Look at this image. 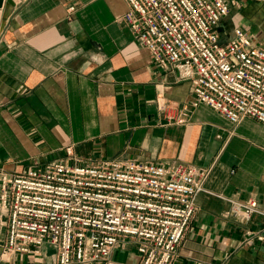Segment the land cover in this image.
Returning <instances> with one entry per match:
<instances>
[{
	"label": "crops",
	"instance_id": "crops-1",
	"mask_svg": "<svg viewBox=\"0 0 264 264\" xmlns=\"http://www.w3.org/2000/svg\"><path fill=\"white\" fill-rule=\"evenodd\" d=\"M0 30V171L19 172L68 157L211 166L197 213L172 264H264V216L242 222L225 212L231 199L264 190V122L233 124L206 104H190L192 82L152 60L123 17L126 0H15ZM76 6L71 12L70 6ZM241 27L264 41V0H243L222 18L228 41ZM172 107L163 110L158 98ZM186 113V122L174 117ZM234 170V172L232 171ZM8 216L0 207V252ZM35 249V247H32ZM56 248L14 253L0 264H48ZM125 240L109 264H139Z\"/></svg>",
	"mask_w": 264,
	"mask_h": 264
},
{
	"label": "built area",
	"instance_id": "built-area-1",
	"mask_svg": "<svg viewBox=\"0 0 264 264\" xmlns=\"http://www.w3.org/2000/svg\"><path fill=\"white\" fill-rule=\"evenodd\" d=\"M126 1L123 20L153 62L191 80V105L206 104L235 125L246 117L264 122V41L236 27L223 42L218 29L243 0ZM2 19L0 9V30ZM158 105L172 107L164 97ZM185 114L175 121L185 123ZM67 153L41 167L0 171V207L8 216L0 263L48 244L56 248L48 264H109L125 240L136 245L139 264H172L211 166L116 158L74 164L72 158L81 159L71 146ZM225 214L242 222L264 216V190L260 197L231 199ZM247 233L246 243L264 240V228Z\"/></svg>",
	"mask_w": 264,
	"mask_h": 264
},
{
	"label": "water",
	"instance_id": "water-1",
	"mask_svg": "<svg viewBox=\"0 0 264 264\" xmlns=\"http://www.w3.org/2000/svg\"><path fill=\"white\" fill-rule=\"evenodd\" d=\"M5 3L15 5V0H0V9H3L5 6Z\"/></svg>",
	"mask_w": 264,
	"mask_h": 264
},
{
	"label": "bare ground",
	"instance_id": "bare-ground-1",
	"mask_svg": "<svg viewBox=\"0 0 264 264\" xmlns=\"http://www.w3.org/2000/svg\"><path fill=\"white\" fill-rule=\"evenodd\" d=\"M3 25V24H2Z\"/></svg>",
	"mask_w": 264,
	"mask_h": 264
}]
</instances>
